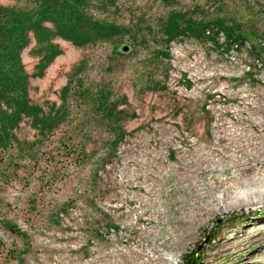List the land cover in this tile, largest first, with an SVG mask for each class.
Returning <instances> with one entry per match:
<instances>
[{
	"label": "rangeland",
	"instance_id": "obj_1",
	"mask_svg": "<svg viewBox=\"0 0 264 264\" xmlns=\"http://www.w3.org/2000/svg\"><path fill=\"white\" fill-rule=\"evenodd\" d=\"M98 3L119 28L108 42L30 34L21 54L35 117L0 147V264H264V197L182 223L212 202L188 182L235 170L201 174V158L221 141L245 163L235 142L263 136L264 0ZM220 19L244 27L237 45ZM187 22L206 33H183Z\"/></svg>",
	"mask_w": 264,
	"mask_h": 264
},
{
	"label": "trees",
	"instance_id": "obj_2",
	"mask_svg": "<svg viewBox=\"0 0 264 264\" xmlns=\"http://www.w3.org/2000/svg\"><path fill=\"white\" fill-rule=\"evenodd\" d=\"M14 1L17 3L21 0ZM98 2L99 0H23V5L0 7V147L4 144L7 130L16 127L22 117L34 116L29 107L27 75L21 62V54L29 44V35L32 34L37 39L44 37L46 40L56 36L74 46L108 42L119 34V28L105 16ZM216 22L224 30V40L237 45L242 39L244 27L235 28L224 19ZM46 25H50L53 31L46 28ZM207 28L202 25L193 30L190 22H187L183 33L204 35ZM123 29L129 34L133 30L132 27ZM174 31L176 30L167 28L163 34L176 37ZM3 106L7 107L6 111ZM6 229L13 234L22 235L10 224H7Z\"/></svg>",
	"mask_w": 264,
	"mask_h": 264
},
{
	"label": "bare ground",
	"instance_id": "obj_3",
	"mask_svg": "<svg viewBox=\"0 0 264 264\" xmlns=\"http://www.w3.org/2000/svg\"><path fill=\"white\" fill-rule=\"evenodd\" d=\"M262 135L261 137L248 141L246 145H243L242 138L237 139L235 146L232 143L235 152L249 151L245 163L235 162L231 165L229 163L231 158L229 155L230 145L221 141H219L216 146L218 149L221 148L217 155L215 154L216 157L212 159L201 158L200 163L195 166L196 170L200 171L201 174L214 171L225 174L228 173L231 168L235 170L225 181L215 182L214 187H209L207 185L203 187V189H199V187L202 186L199 183H194L193 180L188 182V189L192 200L200 201V199L205 200V198L210 197L212 202L194 207L189 213L185 212L184 217H182L183 225H191V223L195 222L198 213H201V215H212L216 213L213 203L220 206V210L224 209L226 211L250 201L251 195L264 197V128L262 130ZM218 167L220 168L219 170ZM198 221H202V219L199 218ZM253 221L259 223L257 222L258 219L256 220L255 217H253L251 221H248V223ZM177 245H182V242L180 240L177 241Z\"/></svg>",
	"mask_w": 264,
	"mask_h": 264
},
{
	"label": "water",
	"instance_id": "obj_4",
	"mask_svg": "<svg viewBox=\"0 0 264 264\" xmlns=\"http://www.w3.org/2000/svg\"><path fill=\"white\" fill-rule=\"evenodd\" d=\"M127 50V48H123V51H126Z\"/></svg>",
	"mask_w": 264,
	"mask_h": 264
}]
</instances>
